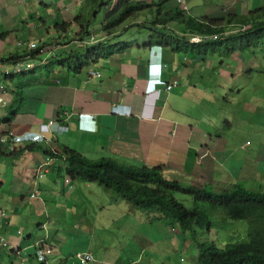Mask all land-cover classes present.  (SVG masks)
Segmentation results:
<instances>
[{
  "label": "crops",
  "instance_id": "crops-1",
  "mask_svg": "<svg viewBox=\"0 0 264 264\" xmlns=\"http://www.w3.org/2000/svg\"><path fill=\"white\" fill-rule=\"evenodd\" d=\"M92 12L93 7L88 0H50L46 3L41 0H0V63L4 65L3 69H13L14 62L9 59H21L34 66L8 77L0 69V124H3L0 125V133L7 129H10V135L36 131L42 123L59 119L69 126V131L60 135L63 139V142L59 140L61 147L79 151L81 157L93 162L103 158L120 161L124 156H130L139 162L161 164L169 178H175L177 165L190 167L186 171L193 169L196 176H201L202 171L208 169L209 175L215 178H225L226 173L233 177L224 163L214 156L222 154L223 149L220 137L206 126L209 121L205 120L198 126L194 124L197 115L193 112L197 113L202 105H208L215 97L213 88L203 83L200 74L204 68L202 64L193 61L186 65V61L191 60L181 59L178 54L167 56V60L175 65L168 75L172 79L179 78L180 86L166 96L167 100L158 103L160 109L155 122L144 123L139 118L144 113L142 77L145 63L139 52L136 51L137 56L119 53L95 66L99 68L102 79L111 77L115 72L125 74L128 84L123 92H116L120 88L119 83L109 82L106 86L110 88L104 91L98 78L82 83L78 75L64 69L49 68L46 72L43 66H38L40 62L26 57V53L32 50L29 42L36 40L52 44L51 41L64 34V31L57 30V26L64 23L69 24L66 29L71 30L67 35L72 38L75 31L78 32L73 19L83 16L90 20ZM96 23L99 27L103 22L95 20ZM21 41V45L17 46ZM201 92L204 95L198 99ZM216 94L220 96L217 91ZM117 108L122 115L114 114ZM131 110L135 116L128 115ZM79 113L95 117V132L82 130ZM177 120H180V126H172ZM227 125L231 127L229 121ZM190 139L195 152H201L202 147L207 146L212 153L203 161L205 167L202 169L194 168L193 156L187 158L191 155L188 149ZM23 156L27 158L24 163L9 158L0 159V188L5 195L6 209L14 217L13 223H17L20 213L41 221L52 220L55 239L61 245L63 255L92 250L97 257L96 264H120L118 257L109 254V247L99 257L91 241L80 244L76 232L85 223L86 211L72 208L62 196L64 187L55 180H42L43 200L23 197V194L28 195L34 190L33 172L44 159L39 152H27ZM179 176L183 181L188 180L186 173ZM24 223L23 219L20 226ZM6 235L11 241L18 242L13 228L7 229Z\"/></svg>",
  "mask_w": 264,
  "mask_h": 264
},
{
  "label": "clouds",
  "instance_id": "clouds-1",
  "mask_svg": "<svg viewBox=\"0 0 264 264\" xmlns=\"http://www.w3.org/2000/svg\"><path fill=\"white\" fill-rule=\"evenodd\" d=\"M41 1L43 3H46L50 0ZM120 1L121 0H102L101 2L93 4V12L90 20L89 18H85L82 16L75 17L74 19L77 18L75 26H78V32L75 31L76 33L74 32L75 34L72 38H68L69 34L67 35V33L71 30V28H69L66 29L64 31V34L58 37L56 41H51L52 44H49L44 41L40 43L36 42V40L34 42H26L32 47V50L26 53V57L40 62L38 66H43L46 65L45 60L50 61L56 57L70 59L71 55H73L75 67L79 50L90 48L89 54L91 56L95 51L94 49L96 47H99L100 50H98L95 56L91 60L88 59V65L83 66L78 72V74H74L80 77V81L82 83H87L88 80L91 78H98L99 81H101L100 83L104 91L110 88L106 86V84H108L109 82H111L112 84L119 83L120 88L116 92H123L124 89L127 88L128 84L127 76L125 74L115 72L111 77H105L104 79H102L103 77L99 72V68L95 66H97L100 62L107 60L119 53H127L128 51L133 50L134 46L132 45V43L137 44V52L140 53L141 58L145 63L142 77L144 113L143 116L139 118L144 123L155 122V120L158 118V111L160 109L158 103L162 100H167L166 96L169 94H173L177 87L180 86L179 78L172 79L168 75L170 72H173L175 68V65L170 60H167V56L171 54H178V56L181 54L183 55V57H185L186 60H191L190 62L186 61V65L195 61L196 63L202 64L204 66L200 74L203 80L205 76H208L213 81V83L206 85L211 86L213 88L212 94L215 95V99H219H216L218 103H221L222 101L235 102L237 100V93L239 94V96H241L243 93L251 91V86L235 83V81L240 77H246V74L251 73L256 67V65L251 62V59L245 62L242 58L244 57L245 52L251 50L254 45L260 43L261 41H264V35L258 34L256 32V36L252 40L248 39L244 41H237L231 49L233 53L231 54V56L228 55L225 59H222L221 55L218 59L217 55L219 54L211 55V57H208V55H202L200 59H195L194 57H190L189 49L176 51L172 47L165 46L163 44L153 43V31L150 30L148 26L154 28L155 25H153L152 22H154V20H157L158 17L153 16L151 14L148 15L142 9L141 15L131 22L130 29H125L121 32H117L113 29L107 31L103 26L94 28L95 20H98L101 14H103L102 19H105V15L108 12L113 11L119 5ZM138 1L146 2L149 4L162 3L160 7L154 6L155 11H162L165 7L167 8L170 6H176L181 11H183V14L185 16H190L199 20L200 17L207 15V18L215 19L213 17H210V15H208L206 12L198 16L194 15L192 8H190V5L186 0H176L177 3L175 2V0ZM229 3H232V5L236 3L241 4L242 7L240 8V15L243 18L246 17V19H251L252 16H254L253 11L256 8H264V3H262L260 0H230ZM232 5L230 8H232ZM99 12L100 14H98ZM225 13L223 10L222 16ZM101 21L103 22L104 20ZM91 23V27H87V25ZM256 24L258 28L259 24L257 22ZM82 27L84 28V31H88L90 33L88 37H84ZM165 27L168 30L174 31L177 35H187L186 38L189 41L190 45L193 44V47L198 46L197 44H200L202 42V36L188 34L187 28L184 25L179 24L178 22H170ZM156 28H164V25L162 24V22H157ZM242 29L245 28L237 26L235 30H228L224 33H237ZM62 37H64V39L59 43V40ZM214 38H217V36H215ZM21 43L22 41L18 43L17 46L21 45ZM111 45L113 46V51L111 52V55L106 57V53ZM59 47H63L64 49H59ZM124 47H126V49L123 50ZM103 56H105L106 59H102ZM213 58L216 61H214ZM10 60L14 62L12 70H4V65L0 63V69L3 70L2 74L5 77L12 75L16 76L18 74H21V72L23 73L29 69L34 68V66L32 67L31 64L24 63V61L21 59H9V61ZM226 60L237 63V71L235 73H231L229 71L230 68ZM63 69L66 70L65 67H63ZM67 71L71 72L72 70ZM260 73H264V71H261ZM216 91L220 94V96L216 94ZM263 99L264 96L262 95H252L248 100L249 103L252 104L255 108H258L259 103ZM118 108L114 111V114L122 115ZM127 108L133 109L129 106H127ZM128 115L135 116V113L133 110H131ZM230 115L231 114H226L225 117H223L224 124L226 125V127H228L227 121H229L231 126L233 124L230 122ZM187 116L190 117L191 115ZM78 118L81 123L80 126L82 130L89 132H95L97 130L95 117L93 115L79 113ZM178 123H180V120H177L175 123L172 124V126H180ZM195 126H198V124H195ZM8 130L10 129H7L6 131L0 133V148L3 151V153L0 154V159L9 158L15 161L20 160L22 163H24L27 158L23 155L27 152H39L44 157L43 161L36 166L33 172L32 180L35 185V188L30 194H23L24 198H30L32 200H43L40 184L42 180L49 179L55 180L58 185L64 187V191L62 194L63 198L69 203L72 208H76L80 211H86V199L90 200V197L93 194H103L105 192H109L111 194L112 202H126L130 206H132V208H134L137 212L142 213L138 208H136L137 205H135L133 202H128L122 195H120L119 190L114 185L103 183L100 181L90 182L92 180L82 179L76 173L72 172L71 164L69 162V155L67 152L64 151V148H70L67 146L61 147V145L59 144V137H61L60 135L67 133L69 131V126L65 125L59 119H50L42 123L39 126L38 130L27 131L19 135H10V133H8ZM253 131H255V127L253 128ZM218 136L220 137V145L223 149V153L214 156L216 158H219L224 163V167H226L231 172V175L233 177H231V179L229 180L222 181V184L220 185L216 181V178L214 176L209 175L208 169L203 170L201 176H196L192 169L191 172H184L188 176V180L182 181L183 183H185V186H209L212 189L210 191V194L218 198L230 196L235 193L236 189L243 190L244 192L248 190L251 191L252 194H257V192H264V187H262L260 190H251L243 185V183L241 182V177L243 174L246 173L245 162H243L241 167L238 168L237 162L232 158L233 153L231 152L230 154V151L227 150L230 147L228 138L226 136ZM259 137L264 138V127L259 129ZM190 142L191 139L189 140L188 147L189 154L191 155H187V158H192L193 156L194 168L202 169L203 167H205L204 165H202L203 161L206 158L211 157L212 153L207 146L202 147L201 152H195L192 149V145ZM246 145H250V141H247ZM70 150L77 152L73 149ZM46 152H48V154ZM78 154L81 155V153ZM262 157V155H259L258 160H261ZM87 160L91 161L89 159ZM120 162L151 168L162 166L161 164L153 165L146 162H139L137 159H132V157L130 156H124V159L120 160ZM237 169H239V171ZM258 172H260L259 161ZM164 174H166L165 171ZM174 175L175 178H178L175 173ZM178 179L182 180V178ZM178 193H181L188 197V200L192 204L191 208L186 207L183 202H179L177 200L176 194ZM165 194L169 198H171V200H176L180 205L184 207V209L182 210L187 215L188 223L186 225H183L180 221H174L159 210L158 212L151 213V216L142 213L145 214L148 219V225L145 227V231H147V234L151 235L154 239L158 238L157 243H154L150 239L152 245H154L157 249H164L167 245V240L171 238L172 235L175 234L180 236V234H184L187 238V240H185L187 249L191 246V244H194L198 256V242L216 244L215 242L211 241H201L200 235L198 233V230H208V232H212V228L216 224L209 219L207 209L203 206V203L206 200H198L195 195L184 191L176 193L169 192ZM5 204V195L1 192L0 188V264H54L55 259L60 258L62 256L65 257L64 261L67 264H72V257H74L79 262V264L97 263V257L92 250L78 251L70 256L63 255L61 251V245L57 243L55 239V232L52 220L47 219L46 221H41L37 220L34 217L26 216V214L20 213L18 217L21 216L25 220V223L21 226L17 225L13 223L14 217L9 214V211L8 209H6ZM203 211H205L206 215V218L204 219L202 218ZM215 212L224 211L216 210ZM227 216L233 220H240L234 219L229 215ZM127 220L128 214H124L123 216L118 218V222L116 221L114 222V224H112V227L114 229L120 230L126 225ZM201 220L204 223L203 226H199V222ZM247 221H249L251 228V219H248ZM254 221L256 222V227L259 224L264 223L260 216H257ZM30 222H32V225L30 224ZM2 224L7 226L4 234H2L1 232ZM9 228L14 229V237L17 238V243L11 241L6 235V231ZM157 228L158 234L156 235L152 230H157ZM105 231H109L110 233H112V231L108 229H105ZM166 231L170 236L167 235ZM32 233H37V235L30 242V237ZM191 234L197 236L194 241H192L190 238ZM245 240L240 241L239 244L244 243ZM108 247L109 246L107 245L95 247L98 251V256L101 257L108 250ZM3 250H6V253H3ZM169 253L170 251L167 253L165 259L161 264H171L168 256ZM118 259L120 261V264H136V261L132 258L123 259L119 257ZM251 262L252 261L250 258H246L238 262L237 264H252ZM256 262L257 264H262L264 263V260H256Z\"/></svg>",
  "mask_w": 264,
  "mask_h": 264
},
{
  "label": "trees",
  "instance_id": "trees-1",
  "mask_svg": "<svg viewBox=\"0 0 264 264\" xmlns=\"http://www.w3.org/2000/svg\"><path fill=\"white\" fill-rule=\"evenodd\" d=\"M90 1L93 5L102 0ZM161 4H149L138 0H121L113 11L105 15L102 26L107 31L113 29L121 32L125 29H130L131 22L141 15L142 9L146 14L158 17L157 20L152 22L155 25L154 28L148 26L153 31V43L172 47L176 51L188 50L193 45H190L186 38L187 35H177L174 31L168 30L165 26L170 22H178L184 25L187 28L188 34L202 36V42L197 44L198 50L194 49L193 51V57L195 59H200L202 55L209 54H219L222 56L221 48L226 49L225 57L222 56L226 58L233 53L231 49L237 41L252 40L255 38L256 32L264 35V8L261 7L253 11L254 16L251 19H246V17L243 18L240 15L241 4L236 3L232 5L230 3L232 8L223 14L221 18L211 19L207 18L208 16L206 15L197 20L193 17L185 16L183 11L176 6L165 7L162 11H155L154 6L160 7ZM74 21H77V18ZM157 22H162L164 28H156ZM256 22L259 24L258 28ZM68 26V23H64L61 26H57V30L65 31ZM237 26L245 29L237 33H224L228 30H235ZM82 31L84 37L90 35L88 31H84L83 27ZM215 36L217 38H214ZM94 50L91 56L89 54L90 48L79 50L75 67L73 55H71L70 59L56 57L50 60L48 65H43V67L45 70H49V68L52 70H63V67H65L66 70H72L71 72L78 74L83 66L88 65V59L91 60L100 48L96 47ZM112 51L113 46L111 45L106 53V57L111 55ZM106 57L103 56L102 59H106ZM64 151L69 155L72 172L76 173L82 179L92 180L90 182L100 181L114 185L119 190L120 195L128 202H133L137 205L136 208L140 212L148 216H151V213L158 212L159 210L170 219L180 221L183 225H186L188 219L186 213L182 210L184 207L176 200H171L165 194L184 191L195 195L198 200H206L203 203L205 208L208 207L215 211L223 210L234 219H251L249 235L242 244L238 242L228 244L225 248H219L214 243L198 242V256L195 264H237L246 258H250L252 264H257L256 260H264V223L256 227V222L254 221L257 216H260L262 221H264V192L252 194L248 190L244 192L243 190L236 189L234 194L224 198H218L210 194L212 189L209 186H185V183L182 182L183 180L178 178L170 179L168 175L164 174L165 167L162 166L153 168L137 166L112 158H103L105 160L92 162L68 148H64ZM1 153L3 151L0 148ZM46 153L48 154V152ZM202 218H206L205 211L202 212ZM203 224L201 220L199 226H203ZM6 228L7 226L2 224V234L5 233ZM36 235L37 233L31 234L30 242ZM190 238L194 241L197 236L191 234ZM3 253H6V250H3Z\"/></svg>",
  "mask_w": 264,
  "mask_h": 264
},
{
  "label": "rangeland",
  "instance_id": "rangeland-1",
  "mask_svg": "<svg viewBox=\"0 0 264 264\" xmlns=\"http://www.w3.org/2000/svg\"><path fill=\"white\" fill-rule=\"evenodd\" d=\"M190 8L193 10L194 15H201L207 13L210 17L220 18L222 11L224 13L231 7L230 0H186ZM257 1V0H253ZM264 3V0H260ZM177 3V1L175 0ZM191 10V11H192ZM88 7H86V14ZM101 12V11H100ZM100 12L98 14H100ZM74 16H76L74 14ZM103 14L100 15L99 21L102 19ZM71 19L73 17L71 16ZM98 27V23L94 28ZM133 50L128 51L126 54L137 56V44L132 43ZM198 46H190V57H193V50ZM226 49L221 48L222 56H224ZM140 55V53H139ZM211 57V54L208 55ZM222 57V58H223ZM183 59V55L180 54ZM220 58V55H217ZM225 59V58H223ZM243 61L251 62L256 65L251 73L246 74V77L236 79L235 83L251 86V91L243 93L241 96L236 94L237 100L235 102L222 101L218 103L214 98L208 105H202L198 112H193L197 115L195 124L207 120L206 126L209 127L213 133L220 136H226L229 140L230 147L227 149L233 153L232 158L237 162L238 168L245 162L246 173L242 175L241 182L243 185L251 190H260L264 187V138L259 137V129L264 127V99L259 103L258 108H255L249 103V98L252 95L264 96V41L254 45V47L245 52ZM214 61H216L213 58ZM231 73L237 71V63L226 60ZM220 62V60H219ZM218 62V63H219ZM49 61H46L48 65ZM204 84H211L213 81L205 76ZM204 93H200L198 99H202ZM26 99V97H24ZM198 101L197 99H195ZM226 114L230 115V122L233 123L231 127H226L223 117ZM235 117V119H234ZM3 126V124H0ZM255 127V131L253 128ZM60 142H63L62 137H59ZM250 141V145L246 142ZM184 151V150H183ZM80 153L79 151H77ZM259 155L262 159L258 160ZM258 161L259 171L258 172ZM235 166V165H233ZM176 176L181 178L179 174L184 173L188 168L183 165L176 166ZM239 171V169H237ZM231 179V176L226 173L225 178H216V181L221 185L222 181ZM176 198L179 202H183L186 207L191 208L192 204L188 197L178 193ZM86 213L84 214L85 223L80 231L76 232V237L83 245L85 241H91L95 247L107 245L110 247L109 254L112 257H121L123 259L132 258L136 264H160V260H164L167 253H169V260L171 264H195L197 258V250L194 244L187 249V238L184 234L172 235L167 240V245L164 249H157L151 244L150 239L157 243L158 238H153L147 234L145 227L148 225V219L145 214L137 212L132 206L126 202L115 203L112 202L111 194L105 192L103 194H93L90 200L86 199L85 203ZM209 219L216 223L212 232L208 230H198L200 240L215 242L220 248H225L229 243H236L245 240L248 235L250 223L247 220H233L229 218L224 212H215L206 207ZM128 214L126 225L120 230L114 229L112 224L118 220L119 217ZM17 225L22 224L21 217L16 218ZM118 222V221H117ZM105 229L111 230L105 231ZM156 235L157 230H152ZM167 233V231H166ZM168 236H170L167 233ZM65 257L56 258L54 264H67ZM72 264H79V262L72 257ZM35 263V262H34ZM37 264V263H35Z\"/></svg>",
  "mask_w": 264,
  "mask_h": 264
}]
</instances>
